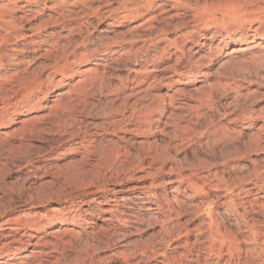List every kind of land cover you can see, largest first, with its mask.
Segmentation results:
<instances>
[{
  "label": "rangeland",
  "instance_id": "374dc122",
  "mask_svg": "<svg viewBox=\"0 0 264 264\" xmlns=\"http://www.w3.org/2000/svg\"><path fill=\"white\" fill-rule=\"evenodd\" d=\"M10 1L0 0V9L8 7ZM129 1L87 0L95 14L69 0L66 5L73 13L61 22L50 17L42 2L19 0L30 21L23 23V39H13L9 46L12 48L8 47V54L12 52L13 56L2 69V83L8 94L16 92L17 96L29 84L38 87L19 103L37 101L39 107L23 114L35 118L34 115L47 111L46 103L53 93L45 96V87L56 84L58 78L66 83L59 74L64 69H57L66 56L88 54L89 60L72 67L75 69L108 61L105 77L115 80L119 77L127 82L133 63L126 57L111 62L110 48L116 49L114 41L137 23L132 18L116 24L112 21L113 16L120 15V6ZM156 1L166 3L169 8L175 0ZM181 1L182 7L199 2ZM247 5L248 11L238 21L244 31L240 40L229 46L233 49L230 54L222 53L226 40L218 36L213 40L215 57L204 58L197 73L178 76L179 64L177 70L171 67L176 63L175 56H165L154 64L153 73L169 86L152 90L165 101L153 113L160 121L152 122L150 130H118L117 123L106 118L107 107L113 102L109 97V101L95 97L93 102L99 106L88 105L85 114L80 115L85 120L81 121L80 135L85 138L76 139L77 143L68 140L69 127L61 128L58 119H52L44 131L25 141L20 134L10 133L18 126L15 123L18 116L9 112L11 122L0 129L6 132L0 133L1 260L16 264L18 257L26 253L25 243L34 231L27 225L13 226L17 219H26L36 225L39 234L53 235L59 242L47 246L42 263L33 264H264V57L254 55L257 48L264 47V17L257 22L255 16H264V0H248ZM107 8H111L110 12ZM40 21L48 24L35 34ZM212 26L211 31L217 30L218 27ZM174 37L175 34L168 36ZM135 39L138 45L143 44L141 39ZM184 43L190 46L187 56L195 58L207 52V47L197 43ZM104 48L105 52H100ZM173 90L176 92L172 102L165 94ZM117 103L121 105V100ZM121 107L116 119L123 114ZM215 133L225 134L228 139L216 140ZM13 138L14 148L8 145ZM17 139L21 142H16ZM146 139L155 141L152 152L157 148L158 153L165 150L168 153L166 157L154 155L153 159L143 161L144 166L153 165L147 175L143 172L147 168L140 167L143 155L148 157ZM117 146L121 151L117 160L112 157L114 152L112 156L101 154L102 150L113 151ZM201 167L221 171L224 177L217 181V187L192 191L185 183L181 186L179 179L174 180L179 171L188 174ZM175 187L184 199L181 205L172 197L171 189L176 190ZM166 198H171L177 212L169 210ZM176 246L180 251L184 249L181 256H173ZM229 247L234 249L231 251Z\"/></svg>",
  "mask_w": 264,
  "mask_h": 264
},
{
  "label": "bare ground",
  "instance_id": "6f19581e",
  "mask_svg": "<svg viewBox=\"0 0 264 264\" xmlns=\"http://www.w3.org/2000/svg\"><path fill=\"white\" fill-rule=\"evenodd\" d=\"M34 1L35 2H42L43 5L49 10L50 17L54 18V21L61 20V22H62L63 20H65V18L67 16H70L73 13V9L71 7L68 8L66 5L69 2V0H34ZM74 1H75L74 6H76V4H81V6H84L83 8H85L86 10H89V11L91 10L92 13L96 14V10L93 7H91V4H88L86 2L87 0H74ZM181 2H182L181 0H175L170 4V6L168 8L166 3L157 2L156 0L155 1L154 0H130L127 4H125V5L123 4V6H120L121 7L120 15H115V16H113L114 18H112V21L114 22V24H116L119 21L126 19V18H130V19L132 18V20H134V21L136 20V22H137L134 25V27L132 26L133 27L132 29L128 30L126 33H122L120 35V37L114 41L116 49L110 48L111 62H112V60L118 61L123 57L131 59L130 61H132L133 64L131 65V73H129V77L127 79V82L124 83L118 76H115V77H118L116 80L111 79V78L107 79L105 77V74L107 73V70H106L107 69V67H106L107 63L106 62H108V61H104L102 64H94V65L92 64L93 66H87V67L83 66L82 68L75 69L72 67L79 66L80 64H83L89 60L88 54L81 53V55H79V57L66 56L65 62L62 65L57 66V69L59 68V69H64V70L60 71V73L56 71L57 73L61 74V77L63 79H66V83H62V79L58 78L57 79L58 82L56 84L51 85V83H50L51 86L47 84L48 86L45 87V89H46L45 90L46 91L45 96H48L49 93H53V95H52L53 97L51 96L52 97L51 99H49L48 101L46 100L47 101V103H46L47 104L46 105L47 111H45L44 114H41V115H37L35 113L37 116L34 115L35 118L31 117L32 118L31 119V118L27 117V114H23V112L24 111L28 112V111L37 109L39 107V106H37L39 102L37 103V101H33L32 103L29 102L26 105H24V104L20 105L22 103H19V102L28 98V96L30 94H33L32 92L36 91L38 87H35V85L33 83L29 84L26 88L25 87L23 88L21 93H19L20 95H18V96L15 95L16 92H14L13 93L14 95H12V93L8 94L6 89H3V87H4L3 83L4 82L2 83V81L4 78V74H3L4 71L2 72V69L6 63H8L10 60H12V56H13L12 52H11L12 56L9 55L10 53L8 54V47L11 46V42L13 39H16L18 37L22 38L25 36V33L22 32L23 23L30 21V16H29L28 12L27 13L22 12V7L20 6L21 4H19V0H11L10 5H8V7H5V9H3V10L0 9V103H1V106H0V129L3 130L5 128H7V126L11 122L10 118H8V114L10 112V113L16 114L18 116L16 118L17 120L15 121V123L18 126H17V128L15 127L16 129H14V130L11 129L12 131L10 130L11 131L10 133L11 134H13V133L14 134H16V133L20 134L21 136H23L25 138V141H27V138H29L31 135L36 134V133L41 132V131H44V129L49 124L52 123V119H58L61 122L59 124V126H61V128H64V129H65V127L70 128V129L68 128V132L69 133L71 132L70 136L68 135L70 137V138H68V140H70L72 142H74L76 139L82 140L85 137L83 135H80V129H82L81 128V124H82L81 121H85V120H82L80 118V115L82 113L85 114L84 112L86 111L88 105L89 106L94 105L96 107L99 106L98 103L93 102L94 101L93 99L95 97L96 98L102 97L107 101H109L108 100V97H109V98H111V100L113 102H110L108 107H107L108 112H107L106 118L108 117L107 118L108 121H113V122L117 123L115 125L118 126V130H121L123 132H126L128 130H130L131 132L132 131H134V132L140 131L141 132V131H144L143 129L150 130L152 122L154 123V122L160 121L159 120L160 118H158V117L154 118L153 113L157 112L161 108L160 106L162 105V103L165 101L163 96L155 94L154 92H152V90H154V88L159 89V88H163V86H169L165 81H163L161 78H159L156 74L153 73L154 64L161 62L165 58V56H168V57H170V56L174 57L175 56L176 63L171 67L174 70H177L176 65L179 64L180 69H179V72L177 74L178 76H181V75L185 74L186 72H189V74L190 73H192V74L197 73V72H199V70L204 65V63H203L204 58H208L211 60L212 58L215 57L216 51H215V47L213 46V40L215 37L219 36L220 38L223 39V41L226 40V48L222 53H225V54L229 53L230 54L233 49H231L229 46H231V47L234 46L235 42H238L240 40V35L242 34V31H244L243 30L244 28L241 25H239L238 21H239V18L246 11H248V5H247L248 0H229L227 3L221 2L220 0H216V1H214V0H209V1L203 0L201 2L199 0V2H197L194 5L189 6V7H182ZM261 7H263V6H261ZM61 8L64 9V12H62ZM104 10H106V9H104ZM107 10H108V12H110L111 8H109V9L107 8ZM218 16H220L221 18L218 19ZM255 16H257V18H256L257 22H259V20H261L264 17L262 14L261 15L255 14ZM234 21L237 24H235ZM52 22H53V20H52ZM211 23H213L216 26V28L218 27L217 30L211 31L210 28L213 24L210 26V28L208 27L209 24H211ZM229 23L233 24V26L231 27L229 25ZM47 24L48 23L46 21H40V25H38L36 27V30H34V31H36L35 34H37L39 29L41 30ZM30 26H31V24H30ZM187 28H191V30H189L186 33H183L182 30H185ZM170 34H175V37L173 39H169L168 36ZM135 38L141 39L143 41V44L140 42L141 45H138ZM244 38L246 40L248 37L247 38L244 37ZM38 39L36 40V42L37 41L39 42ZM207 39L210 40V42H207ZM184 41H190L191 44L197 43V45L200 47H207V52H205V54H201L200 56L198 55L195 58L192 57L191 55L187 56L186 51L189 50L190 46L188 47L184 43ZM253 41H255V40H253ZM32 43H34V42H32ZM66 46H67V44H66ZM253 46L255 48V45H253ZM9 48H12V47H9ZM256 48H257V46H256ZM259 48H261V47L259 46ZM107 49H109V47H107ZM229 49H231V50H229ZM105 50H106L105 48L101 49L100 52H105ZM257 50H258V52L256 51L257 52L256 54H254V52H253V54L256 56V58H258V57L260 59H261V57L263 58L264 57V47L262 49L257 48ZM75 53H77V52H75ZM251 55H252V53H251ZM249 58H250V56H249ZM231 59H233V58H231ZM252 59H254V58H252ZM181 64H183V66ZM186 67H188L187 68L188 71L185 70ZM53 71L55 72V70H53ZM7 73L8 72H6V74ZM50 78H52V77H50ZM57 80H55V81H57ZM41 82H42V80H41ZM40 85H42V84L40 83L38 86H40ZM67 86H68V89L65 90V87H67ZM7 88H9V87H7ZM15 91H16V89H15ZM175 92H176V90H173V91L168 92V93L166 92L165 96H167L169 98V100H171L173 98ZM211 95H212V93H211ZM12 97H14L15 101L14 100L11 101ZM38 97H39V95H38ZM149 98H151L150 100H153V101L156 100L157 102L153 103L152 101L149 100ZM119 100H121V105H119L117 103ZM173 100H171V101L173 102ZM25 101H27V100H25ZM100 103H102V102H100ZM119 106H122L121 108H123V109L121 111H123L122 112L123 114L121 113L122 116L120 118L118 117L117 118L118 120H117L116 117L118 116V113H119L118 112ZM162 107H164V106H162ZM199 108H197V109H199ZM198 111H200V110H198ZM194 112H196V110ZM198 113H200V112H198ZM195 114L197 115V113H195ZM195 114H194V116H195ZM207 116H208V114H207ZM187 119L188 118H186V120ZM117 126H116V128H117ZM191 127H194V126H191ZM189 128H190V126H189ZM222 130H223V128H222ZM214 131L215 130H213V132ZM1 132H3V131H0V133ZM3 133L6 134V132H3ZM7 133H9V131ZM193 133H194V131H193ZM219 134L220 133H217V134L215 133V134H213V137H215L216 140L217 139L221 140L222 138L228 137L225 134H222V135H219ZM213 137L211 136L210 139H213ZM15 140L16 139L13 138V141L8 145H11V147L13 146V148H14ZM232 141H233V139H232ZM3 142H7V140H5ZM16 142L20 143L21 141L19 139H17ZM153 142H155V141H153ZM153 142L151 143V141H149V139H146V141L144 143V145H146V148H147L146 151H147L148 157L143 155L144 157H142V162H141L142 166H140L141 168H143V166H144L145 162H143V161H145V159H147V158L153 159L154 155L156 157L157 156L158 157L159 156L166 157L168 154L167 150H165L161 153H158V151L156 150L157 148L153 149L154 150L153 151L154 153H153L152 152ZM75 143H77V142L75 141ZM222 143H224V141ZM116 145H115V147H116ZM122 148L123 147H121V149ZM112 149H113V147H112ZM108 150H105V151L102 150L101 154L104 156H112V153L114 152V156H112V157H114V160L116 159L118 154L121 153L118 146H117V148H114L113 151H108ZM124 152H127V150L126 151L124 150ZM122 155H123V153H122ZM168 157H169V155H168ZM138 159H140V158H138ZM111 161H109V162L111 163ZM159 161H161V160H159ZM130 165H131V162H130ZM151 166H153L152 163H147V165L144 166L145 168H147L143 171V172H146L145 175L148 174V171L150 170ZM210 166L212 167V165H210ZM215 166H217V165H215ZM174 167H175V165L173 166V168ZM157 168H160V167L157 166ZM223 169H224V167H223ZM220 172L216 168H212V170H211L210 167H208V169L204 170L201 167L196 171H189L188 174L187 173L184 174L183 171H181V172L179 171L176 173V178H174V177L173 178L175 181H177L179 179L181 181V186L183 183H185V185H187V187L189 186L192 189V191H202L203 189H205V190L209 189L211 186L217 187V181L221 180V178L224 177V175L220 174ZM170 185H172V184H170ZM234 186H236V185H234ZM218 187H219V185H218ZM173 190H175V189H171V194H172V197L174 198V201L177 203V205L183 204L184 199H183V197L179 196L178 188H176L175 194L172 193ZM237 193H240V192L238 191ZM166 199H167L166 204H167L169 210L177 212L178 210L174 207V204L172 203L171 198H166ZM24 225H27L29 229L34 231V233H31L29 235V239H28V241H26L24 249H23V250H25L26 253L21 254L18 257V262L16 264H21V263L33 264L35 262H41V261L43 262L42 255L44 254V252H46L45 250L47 249V246H49L50 244L51 245H58V243H59L58 239L54 238L53 235L49 236L46 234H43V235L39 234L40 231L36 227V225L33 223L29 224V221H27L26 219H17V222L13 226H16L17 228H19V227L24 226ZM177 246H176L175 253L173 256H176V255L181 256V253L184 250L183 249L182 251H180L179 250L180 248ZM179 246H181V245H179ZM229 249H230V247H229ZM184 253H185V251H184ZM173 258L176 259V257H173ZM1 259H0V264H7L8 261L6 262L5 261L6 259L5 260H1ZM166 260H168V258ZM179 260H180V258H179ZM178 262H181V261H178ZM177 264H179V263H177Z\"/></svg>",
  "mask_w": 264,
  "mask_h": 264
}]
</instances>
